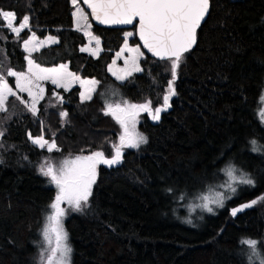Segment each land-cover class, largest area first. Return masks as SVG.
Listing matches in <instances>:
<instances>
[{
  "label": "trees",
  "instance_id": "1",
  "mask_svg": "<svg viewBox=\"0 0 264 264\" xmlns=\"http://www.w3.org/2000/svg\"><path fill=\"white\" fill-rule=\"evenodd\" d=\"M0 10L13 11L17 25L29 15L37 37L59 39L33 54L41 66L66 64L80 77L99 81L90 101H81L80 86L65 91L46 83L37 115L13 97L9 112L0 113V264H37L39 231L55 197L40 164L94 151L111 157L122 129L104 115L106 92L114 90L131 103L151 100L154 109L163 103L170 62L144 50L143 71L121 82L108 68L124 46L126 31L135 33L130 44L141 46L136 28L100 27L89 16L103 50L95 58L80 51L87 38L75 28L71 0H0ZM0 35L7 37L0 40L4 68L26 71L23 40L31 33L26 29L17 40L3 27ZM185 56L171 107L159 121L144 114L140 128L148 143L138 151L124 149L118 165L102 164L89 212L67 221L71 264H247L239 241L253 238L264 247V202L230 214L264 194V155L249 144L256 139L264 145L257 115L264 90V0H211L197 44ZM0 74L14 85L13 78ZM57 95L63 103L55 101ZM61 111H67L68 122ZM29 133L54 137L60 151L39 148ZM229 164L250 172L256 186H241L215 215L204 214L202 200L197 216H190V203L223 190Z\"/></svg>",
  "mask_w": 264,
  "mask_h": 264
},
{
  "label": "snow or ice",
  "instance_id": "2",
  "mask_svg": "<svg viewBox=\"0 0 264 264\" xmlns=\"http://www.w3.org/2000/svg\"><path fill=\"white\" fill-rule=\"evenodd\" d=\"M210 2L211 0H83V3L91 9L90 15L99 24L110 26L135 24L139 39L143 42L142 46L152 56L170 62L171 79L167 82L162 105L154 109L151 100L143 103L123 100L121 103L105 104L104 115L111 116L122 129L119 143L112 144L114 154L111 157L106 156L103 151H94L89 155H77L63 159L59 167L53 166L48 159L40 164V173L50 178L57 193L49 205L52 212L47 216V224L43 229V238L47 247L40 252L39 264H71L73 249L63 224L68 208L83 212L89 207V198L97 182L99 165L103 164L108 167L118 165L123 161L125 148L139 149L142 144L148 143V138L137 131L138 118L141 113H148L152 120L159 121L161 113L171 107L170 101L177 95L175 81L178 78V70L186 60L185 54L191 52L197 44L198 30H201L202 24L206 22ZM71 5L75 9L73 17L76 30L82 31L85 36L89 37L88 46L82 47L80 51L88 52L98 58L102 51L101 41L91 32L92 24L89 22L88 14L78 6V0H71ZM0 18L4 21L0 28L6 27L17 40L20 39L22 31L27 29L31 33L23 40V49L28 54L26 71L5 69L3 62L0 61V72L14 77L16 88L14 91L5 78V74H0V113L9 112V97H15L25 105L29 112L37 115L39 112L37 105L45 95L43 81H50L51 84L65 91H69L72 85L78 82L84 88V91L80 93L81 101L92 100L99 81L82 80L77 73L69 71L66 64H60L58 67H42L33 59V53L39 52L46 46L60 43L57 37L48 36L44 40L37 37L35 31H32L29 15H24L18 25L15 23L16 14L13 11L0 10ZM133 35V32L125 33L124 46L117 53V59L121 58L123 53H129L124 59V67L117 69L116 62L113 61L108 68L117 80H125L133 73L143 71L139 61L144 53L141 52L139 46L130 47L127 42V38ZM6 39V36L0 35V40ZM93 41L95 47H92ZM17 91L26 92L30 103L17 95ZM56 99L63 103V97L57 95ZM260 100L264 102V90L261 91ZM59 115L65 119V122H68L67 111H61ZM257 115L261 123H264V108H261ZM3 136L4 131L0 130V138ZM28 136L34 145L41 149L46 147L49 153L54 150L60 151L54 137L48 140L43 135L33 138L29 133ZM249 144L251 151L264 155V145L256 139L249 140ZM2 146L0 142V147ZM226 174L229 179L226 184L221 185L222 191H217L211 197L208 195L202 197L204 203L200 207L210 214L215 215L216 209L225 207L226 201L236 196L241 186L251 188L256 186V178L235 164L228 165ZM168 191L171 192L172 189ZM183 198L182 195L180 199ZM260 202H264V194L248 203L231 208L230 214L235 217L237 213L252 208ZM63 204H67V208L62 207ZM187 222L191 223L190 220ZM239 243L244 246L242 251L247 257V264H264V247L258 246L262 242L253 238H242Z\"/></svg>",
  "mask_w": 264,
  "mask_h": 264
},
{
  "label": "rangeland",
  "instance_id": "3",
  "mask_svg": "<svg viewBox=\"0 0 264 264\" xmlns=\"http://www.w3.org/2000/svg\"><path fill=\"white\" fill-rule=\"evenodd\" d=\"M78 6L79 7H81V8H83L84 9V7L83 6H81V5H79V3H78ZM84 11H85V9H84ZM85 13L86 14H88V12L87 11H85ZM89 14H88V19H89V22L92 24V22H91V20H90V18H89ZM74 24H75V22H74ZM75 28H76V26H75ZM82 32V31H81ZM91 32L93 33V25H92V28H91ZM127 32H133L134 33V31H126V33ZM83 33V32H82ZM94 34V33H93ZM96 36V35H95ZM133 36H135V33H134V35ZM132 36V37H133ZM47 38V37H46ZM46 38H40L41 40H44V39H46ZM86 38H87V44H86V46L85 47H87L88 46V43H89V37H87L86 36ZM125 39H126V37H125ZM130 39H131V37H129V38H127V42H128V44H129V46L130 47H137V46H139L140 47V49H141V52H143L144 53V56L140 59V61H139V63L141 62V60L145 57V52H144V49L140 46V45H132V44H130ZM47 47V46H46ZM92 47H95V42L93 41V44H92ZM100 47H101V45H100ZM102 48V47H101ZM103 51V50H102ZM102 51H100V53H99V55H101L102 54ZM87 53V55L88 56H92V57H95L96 58V56H93V55H90L88 52H86ZM34 54V53H33ZM28 55V54H27ZM128 55H129V53H127V52H125V53H123V55L121 56V57H128ZM115 62H116V68L117 69H119V68H123L124 67V61L121 59V58H119V59H117V54H116V58H115V60H114ZM112 65V64H111ZM110 65V66H111ZM43 67V66H42ZM58 67V66H57ZM68 69H69V66H68ZM69 71H70V69H69ZM110 72V71H109ZM111 73V75L114 77V78H116L113 74H112V72H110ZM133 74H135V73H133ZM132 74V75H133ZM131 75V76H132ZM130 77V76H129ZM128 77V78H129ZM11 78H13L14 79V85H12L10 82H8L9 83V85L13 88V90L14 91H16V88H15V78L14 77H11ZM81 79L82 80H93V79H90V78H87V79H84V78H82L81 77ZM95 80V79H94ZM126 80V79H125ZM125 80H119V81H125ZM8 81V80H7ZM46 83H51L50 81H43L42 82V84H43V87L45 88V94H46ZM53 85V84H52ZM53 86H55V85H53ZM75 86H80L81 87V85H80V83H74L73 85H72V87H71V89L73 88V87H75ZM56 87V86H55ZM84 91V88L83 87H81V92H83ZM17 95H19L23 100H25V101H28L29 103H30V98L28 97V94L26 93V92H18L17 91ZM9 98H11V97H9ZM16 101H17V99L15 98V97H13ZM123 100H126V99H124L119 93H117L116 91H114V90H109L108 92H106V94H105V97H104V102H105V104L106 103H121ZM55 101L56 102H60L59 100H57V99H55ZM18 102L21 104V105H23L24 107H25V105L24 104H22L21 102H20V100H18ZM41 102V101H40ZM40 102H39V104H40ZM38 104V105H39ZM38 105H37V107H38ZM261 108H264V102H261V100H260V108H259V110L261 109ZM144 114L145 113H141L140 114V116H139V123H138V125H137V131L138 132H140V133H142V134H144L146 137H147V135L145 134V132H143L142 130H141V128H140V126H141V124L143 123V121H144ZM263 125H264V123H262ZM33 138H36V137H33ZM148 138V137H147ZM118 142H119V140H118ZM146 144H142L141 146H140V148L139 149H136V148H125L126 150H134V151H138V150H140L141 148H143L144 146H145ZM73 157H75V156H70V157H55V158H53V157H51V158H49L48 160H49V162L53 165V166H55V167H59V165H60V163H61V161L63 160V159H68V158H73ZM102 165V164H101ZM101 165H99L98 166V169H97V171H98V177H99V168H100V166ZM46 177V176H45ZM98 177H97V181H98ZM46 178H49V177H46ZM49 181H50V178H49ZM50 184L54 187V189H55V195H56V193H57V189H56V187H55V185L54 184H52L51 182H50ZM96 185H97V182H96V184L93 186V192L95 191V188H96ZM220 191H222V190H220ZM215 192H217V191H215ZM214 193V192H213ZM93 195V194H92ZM212 196H214V195H212ZM91 198H92V196L89 198V207H87V208H85V210L83 211V212H77V211H73L72 209H70V208H68V210H67V213H66V215H65V217H64V219H63V224H64V228L67 230V228H66V223H67V221L72 217V216H74V215H79V214H84V213H88L89 212V208H90V204H91ZM201 200H199V199H197L196 201H194V202H192V203H190V205L188 206V213H189V215L190 216H197V210H196V205L199 203V202H201L203 199L202 198H200ZM62 207H65V208H67V204H63L62 205ZM213 207H215V206H213ZM218 210V209H217ZM216 210V211H217ZM51 212H52V210L50 209V211L47 213V214H44V222H43V226L41 227V229H40V231H39V240L37 241V250H38V258H37V264H39V256H40V252L42 251V249L43 248H46L47 247V245H46V242L44 241V238H43V229H44V227H45V225L47 224V216L49 215V214H51ZM204 214H208V212H206V213H204ZM210 214V213H209ZM191 218V217H190ZM67 233H68V237H69V243L71 244V241H70V236H69V232H68V230H67ZM71 247H72V244H71Z\"/></svg>",
  "mask_w": 264,
  "mask_h": 264
},
{
  "label": "water",
  "instance_id": "4",
  "mask_svg": "<svg viewBox=\"0 0 264 264\" xmlns=\"http://www.w3.org/2000/svg\"><path fill=\"white\" fill-rule=\"evenodd\" d=\"M81 1H82V3H83V0H81ZM83 5H84L86 11H87V12L89 13V15H90V13H91V9L88 8L86 4L83 3ZM209 11H210V10H209ZM90 16H91V15H90ZM91 18H92L93 23H94L95 25H97V26H100V27H104V28H114V29H123V30H132L133 28H136V31H137V26H136L135 24H134V25H114V26H110V25H102V24H99L98 22H96L92 16H91ZM206 18H207V17H206ZM137 35H138V34H137ZM138 38H139V36H138ZM139 41H140V39H139ZM140 44H141V46H142V45H143V42L140 41ZM142 47H143V46H142ZM194 47H195V46H194ZM143 49H144L145 52H147L150 56H152V54H151L150 52H148V50H147L146 48L143 47ZM152 57H154V56H152ZM154 58L159 59V58H157V57H154ZM151 120H152V118H151ZM123 151H124V150H123ZM124 154H125V151H124Z\"/></svg>",
  "mask_w": 264,
  "mask_h": 264
},
{
  "label": "built area",
  "instance_id": "5",
  "mask_svg": "<svg viewBox=\"0 0 264 264\" xmlns=\"http://www.w3.org/2000/svg\"><path fill=\"white\" fill-rule=\"evenodd\" d=\"M127 58V57H121V59L124 61V59Z\"/></svg>",
  "mask_w": 264,
  "mask_h": 264
},
{
  "label": "bare ground",
  "instance_id": "6",
  "mask_svg": "<svg viewBox=\"0 0 264 264\" xmlns=\"http://www.w3.org/2000/svg\"><path fill=\"white\" fill-rule=\"evenodd\" d=\"M102 52H103V51H102ZM117 53H118V52H117ZM117 53H116V54H117Z\"/></svg>",
  "mask_w": 264,
  "mask_h": 264
},
{
  "label": "crops",
  "instance_id": "7",
  "mask_svg": "<svg viewBox=\"0 0 264 264\" xmlns=\"http://www.w3.org/2000/svg\"><path fill=\"white\" fill-rule=\"evenodd\" d=\"M115 60V59H114Z\"/></svg>",
  "mask_w": 264,
  "mask_h": 264
},
{
  "label": "flooded vegetation",
  "instance_id": "8",
  "mask_svg": "<svg viewBox=\"0 0 264 264\" xmlns=\"http://www.w3.org/2000/svg\"><path fill=\"white\" fill-rule=\"evenodd\" d=\"M126 150V149H125Z\"/></svg>",
  "mask_w": 264,
  "mask_h": 264
}]
</instances>
